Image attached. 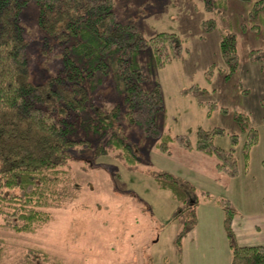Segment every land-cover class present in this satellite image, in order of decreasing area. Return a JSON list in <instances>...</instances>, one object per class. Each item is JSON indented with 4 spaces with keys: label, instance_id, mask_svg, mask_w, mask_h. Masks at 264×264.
<instances>
[{
    "label": "rangeland",
    "instance_id": "obj_1",
    "mask_svg": "<svg viewBox=\"0 0 264 264\" xmlns=\"http://www.w3.org/2000/svg\"><path fill=\"white\" fill-rule=\"evenodd\" d=\"M253 3L211 0L208 10L204 0H115L118 22L135 24L145 38L165 31L182 39L183 57L163 69L157 68L149 50L140 52L136 61L147 77L143 88L157 84L162 88L165 107L157 123L163 134L174 139L171 155L157 148L159 139L144 136L139 127L124 121L126 140L139 158L136 165L127 164L114 151L96 156L109 136L87 137L89 143L70 152L79 198L56 211L53 221L36 234L0 231L8 264L17 260L24 264H231L221 200H229L236 213L233 229L239 245L249 243L247 219L253 220L264 206V72L251 54H264V12L253 17ZM212 19L216 28L205 32L203 22ZM19 23L27 42L31 82L45 83L63 72L65 45L41 27L36 0L21 11ZM226 34L237 38L239 66L233 74L220 47ZM211 69L214 73L208 81ZM114 79L108 74L90 94L88 114L123 105L124 94ZM194 85L201 88L197 94H182ZM212 104L218 108H211ZM240 113L258 132L248 159L243 153L247 133L236 117ZM83 116L75 110L54 114L70 122ZM217 128L225 131L214 139L217 147L229 150L231 136L239 137L237 177L220 173L215 157L186 149L175 140L187 135L195 147L201 129ZM162 172L188 182L198 198L196 224L183 237L181 248L177 239L188 219L171 191L159 187L156 176ZM184 254L189 263L184 262Z\"/></svg>",
    "mask_w": 264,
    "mask_h": 264
},
{
    "label": "trees",
    "instance_id": "obj_2",
    "mask_svg": "<svg viewBox=\"0 0 264 264\" xmlns=\"http://www.w3.org/2000/svg\"><path fill=\"white\" fill-rule=\"evenodd\" d=\"M31 1L0 0V231L29 235L39 232L53 221L56 211L79 198L70 152L89 143L86 138L90 135L109 136L106 144L99 145L96 156L114 151L127 164L136 165L139 158L126 140L124 121L139 127L144 136L159 139L157 148L171 155L170 143L174 139L163 134L157 123L165 107L162 88L159 84L149 90L143 88L147 77L136 61L140 52L149 50L157 68L163 69L184 54L182 39L176 33L162 32L147 39L135 24L118 22L115 0H36L41 27L65 45V68L47 82L34 84L30 80L27 42L19 23L21 11ZM204 1L209 3L206 9L210 10L211 0ZM248 1L254 2L253 17L264 12V0ZM216 25L215 20H207L203 29L211 32ZM220 47L233 74L239 66L236 35H224ZM251 54L254 61L261 62L264 72V54L260 51ZM111 73L117 90L124 94L123 105L88 114L90 94ZM213 73L214 69L207 73L208 81ZM200 90L194 85L182 94L193 95ZM212 107L218 108L216 104ZM73 110L84 116L75 122L54 117ZM236 117L247 133L243 153L248 159L258 143V132L247 115L240 113ZM224 134L221 128L201 129L195 147L187 135H179L175 140L186 149L194 148L215 157L217 170L234 178L238 176L235 146L239 137L232 135V147L225 150L214 143L217 136ZM156 181L184 207L182 213L188 220L177 239L181 248L183 237L196 224L195 188L168 172L158 174ZM205 195L208 194H202ZM221 205L231 264H264L262 246L244 247L237 243L233 229L236 213L230 201L221 200ZM4 245L5 239L0 237V264H8ZM16 263L24 264L18 260Z\"/></svg>",
    "mask_w": 264,
    "mask_h": 264
},
{
    "label": "crops",
    "instance_id": "obj_3",
    "mask_svg": "<svg viewBox=\"0 0 264 264\" xmlns=\"http://www.w3.org/2000/svg\"><path fill=\"white\" fill-rule=\"evenodd\" d=\"M123 24H125V23H123ZM163 32H165V31H163ZM159 33H162V32H159ZM159 33H157V34H159ZM247 222H248V226L246 229V233L248 236L249 243L241 244L240 246H244V247L262 246L264 248V206L262 207L260 214H257L256 217H253V220L247 219ZM235 235H237V239H239V237H238L239 234L235 233ZM254 238L255 239L259 238L260 242L255 243ZM183 247H185V246L183 245ZM185 251H186V247H185L184 253H185ZM183 260L185 263L190 262L188 254L183 255Z\"/></svg>",
    "mask_w": 264,
    "mask_h": 264
}]
</instances>
